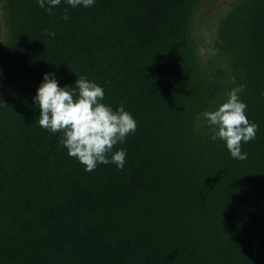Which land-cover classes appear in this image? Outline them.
<instances>
[{
    "label": "trees",
    "instance_id": "1",
    "mask_svg": "<svg viewBox=\"0 0 264 264\" xmlns=\"http://www.w3.org/2000/svg\"><path fill=\"white\" fill-rule=\"evenodd\" d=\"M206 1L96 0L65 21L63 2L0 0V264H264V0H229L202 34ZM44 73L133 115L123 169L84 171L37 125ZM238 84L245 160L203 116Z\"/></svg>",
    "mask_w": 264,
    "mask_h": 264
},
{
    "label": "clouds",
    "instance_id": "2",
    "mask_svg": "<svg viewBox=\"0 0 264 264\" xmlns=\"http://www.w3.org/2000/svg\"><path fill=\"white\" fill-rule=\"evenodd\" d=\"M35 2L49 13L65 3L68 7L62 19L67 21L68 8H90L96 0ZM44 34L52 38L56 35L48 29L44 30ZM245 87L244 84L234 86L225 93L226 99L215 110L203 113L210 131L209 138L221 141L229 156L236 160L247 159V153L241 150L242 144L254 140L258 129L255 122L249 121L247 104L240 99ZM104 96V88L86 76L76 78L72 86H60L53 73L42 75V82L32 96L33 105L39 111L37 125L51 134L60 133L58 145L86 172L101 164H114L118 170L123 169L127 150L115 146L122 145L137 128L135 118L122 104L113 109L103 102Z\"/></svg>",
    "mask_w": 264,
    "mask_h": 264
},
{
    "label": "rangeland",
    "instance_id": "3",
    "mask_svg": "<svg viewBox=\"0 0 264 264\" xmlns=\"http://www.w3.org/2000/svg\"><path fill=\"white\" fill-rule=\"evenodd\" d=\"M229 0H207L206 5L203 8V14L207 17L206 19L202 20V24L204 25L199 31L200 33L204 34L208 32L206 29L208 26L210 27L211 23L214 21V16L218 11H221V8L225 6V3ZM207 34V33H206Z\"/></svg>",
    "mask_w": 264,
    "mask_h": 264
}]
</instances>
